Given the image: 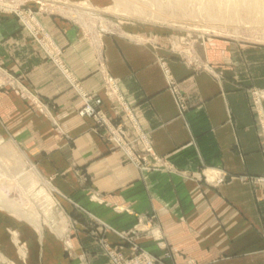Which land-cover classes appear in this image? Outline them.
I'll list each match as a JSON object with an SVG mask.
<instances>
[{
  "label": "crops",
  "instance_id": "1",
  "mask_svg": "<svg viewBox=\"0 0 264 264\" xmlns=\"http://www.w3.org/2000/svg\"><path fill=\"white\" fill-rule=\"evenodd\" d=\"M33 18L0 4V264H111L102 240L130 253L118 233L165 264H264V48L190 55L141 27ZM84 95L136 159L79 115Z\"/></svg>",
  "mask_w": 264,
  "mask_h": 264
},
{
  "label": "rangeland",
  "instance_id": "2",
  "mask_svg": "<svg viewBox=\"0 0 264 264\" xmlns=\"http://www.w3.org/2000/svg\"><path fill=\"white\" fill-rule=\"evenodd\" d=\"M131 1L134 7L129 12L122 11L120 6H116L115 0H0V4L6 11L15 12L24 24L34 22L33 17L37 10H47L77 21L89 32L98 34L117 31L123 27L132 29L141 27L142 36L154 37L157 40L160 38L159 40H162L165 45L183 49L190 55L193 49L200 54L204 42H211L214 39H226L242 45L264 48V20L261 19V14L254 9L242 10L233 19H218L207 16L202 9L204 0L202 2L201 0H188L186 13L174 12L165 18H158L153 16L149 1ZM228 8L229 6H224V9ZM189 48L191 51L188 50ZM51 202L53 203L52 200ZM100 246L108 259V247L124 254L119 248L111 246L108 241L102 240ZM131 249L130 245L129 254H131Z\"/></svg>",
  "mask_w": 264,
  "mask_h": 264
},
{
  "label": "built area",
  "instance_id": "3",
  "mask_svg": "<svg viewBox=\"0 0 264 264\" xmlns=\"http://www.w3.org/2000/svg\"><path fill=\"white\" fill-rule=\"evenodd\" d=\"M26 90V89H24ZM176 93V92H175ZM256 96H260L255 92ZM34 104L38 105V100L35 96L31 98ZM177 100L182 107V100L177 96ZM102 100L94 96H83V105L79 109L80 116H88L93 119L97 127L102 130L100 136L115 148L123 151L130 159H136L134 146L129 140L125 127L120 123H115L112 119L108 118L101 109ZM39 106V105H38ZM40 108V107H39ZM254 178V177H253ZM259 182L264 183V175L257 178ZM148 219V222H151ZM123 242L132 246L131 254L125 256L110 247L107 248V253L112 264H164L159 258L141 250L139 245L133 240L134 233H118Z\"/></svg>",
  "mask_w": 264,
  "mask_h": 264
},
{
  "label": "bare ground",
  "instance_id": "4",
  "mask_svg": "<svg viewBox=\"0 0 264 264\" xmlns=\"http://www.w3.org/2000/svg\"><path fill=\"white\" fill-rule=\"evenodd\" d=\"M148 3L152 6L151 12L153 13V16H156L158 18H165L168 15L173 14L174 12L179 13H186L187 10V1L188 0H166L164 3V0H147ZM116 6H120L122 11H130L134 5L132 4L131 0H115ZM202 2V0H201ZM200 2V3H201ZM115 5V4H114ZM191 5V4H190ZM225 7H228V9H224ZM192 7V6H191ZM193 8V7H192ZM200 9V8H199ZM202 9L205 11L207 16L218 18V19H224V18H234L236 15L239 14L242 10H256L258 13L261 14V19L264 20V0H204ZM78 11H81L78 9ZM107 11V10H106ZM119 11V10H118ZM193 11V10H192ZM198 12V11H197ZM87 13V12H86ZM91 13V12H90ZM93 13V12H92ZM244 13V12H243ZM127 14V13H126ZM193 14V13H192ZM196 14V13H195ZM204 14V13H203ZM124 15V14H122ZM250 15V14H249ZM254 16V15H253ZM194 17V16H192ZM245 17V16H244ZM256 17V16H255ZM246 18V17H245ZM259 19V18H258ZM260 19V20H261ZM99 20V19H98ZM208 20V19H207ZM211 20V19H210ZM239 20V19H238ZM219 22V20H217ZM222 22V21H221ZM220 22V23H221ZM224 23V22H222ZM263 23V22H262ZM203 26V25H202ZM263 26V25H262ZM207 28V27H206ZM105 29V28H104ZM214 29V28H213ZM264 29V28H263ZM209 30V29H208ZM211 31V30H210ZM261 31V30H260ZM261 39V38H260ZM11 152V151H10ZM21 156V155H20ZM25 159V158H24ZM28 164V163H26ZM30 164V163H29ZM24 166V165H23ZM33 167V166H32ZM35 167V166H34ZM1 170V168H0ZM3 171V170H2ZM5 173V172H4ZM40 173V172H39ZM208 175V174H207ZM1 176V174H0ZM27 176V175H26ZM25 176V177H26ZM210 176V175H209ZM3 178V177H2ZM214 178V176H213ZM27 179V178H26ZM212 179V178H211ZM11 180V179H9ZM7 180V181H9ZM1 181V178H0ZM4 181V180H3ZM26 181V180H25ZM36 180H34L33 184ZM42 181V180H41ZM31 182V181H30ZM6 183V181H5ZM49 183V182H48ZM6 185V184H5ZM48 185V184H47ZM19 186V185H18ZM22 186V185H21ZM42 186V185H41ZM12 187V186H11ZM14 187V186H13ZM33 187V186H31ZM35 187V186H34ZM43 187V186H42ZM4 188V187H3ZM7 190L5 187L3 190ZM5 190V191H6ZM9 190V189H8ZM17 191V190H16ZM41 193L42 191L39 190ZM50 191V189H49ZM48 191V192H49ZM8 192V191H7ZM17 194V193H16ZM43 194V193H42ZM21 195V193L19 194ZM37 195V194H36ZM13 196V195H12ZM9 197V196H8ZM18 198V197H17ZM27 200V199H26ZM39 205L41 209H44V211L47 213L51 210L53 207V203L51 202V198H49L48 195L45 196V201L42 202L39 201ZM29 205V203H28ZM14 206V205H13ZM30 207V206H29ZM37 214V213H36ZM38 216V215H36ZM29 218V217H28Z\"/></svg>",
  "mask_w": 264,
  "mask_h": 264
}]
</instances>
